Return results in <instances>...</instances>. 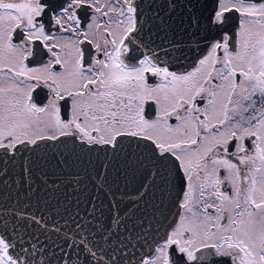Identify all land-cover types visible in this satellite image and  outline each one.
<instances>
[{
	"label": "snow or ice",
	"instance_id": "obj_1",
	"mask_svg": "<svg viewBox=\"0 0 264 264\" xmlns=\"http://www.w3.org/2000/svg\"><path fill=\"white\" fill-rule=\"evenodd\" d=\"M0 264H264V0H0Z\"/></svg>",
	"mask_w": 264,
	"mask_h": 264
}]
</instances>
